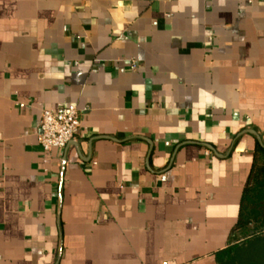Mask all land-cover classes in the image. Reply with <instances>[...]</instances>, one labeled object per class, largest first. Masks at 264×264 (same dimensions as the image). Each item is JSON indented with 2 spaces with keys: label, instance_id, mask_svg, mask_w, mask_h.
<instances>
[{
  "label": "crops",
  "instance_id": "crops-1",
  "mask_svg": "<svg viewBox=\"0 0 264 264\" xmlns=\"http://www.w3.org/2000/svg\"><path fill=\"white\" fill-rule=\"evenodd\" d=\"M249 1L0 0V264H216L264 148Z\"/></svg>",
  "mask_w": 264,
  "mask_h": 264
},
{
  "label": "trees",
  "instance_id": "trees-1",
  "mask_svg": "<svg viewBox=\"0 0 264 264\" xmlns=\"http://www.w3.org/2000/svg\"><path fill=\"white\" fill-rule=\"evenodd\" d=\"M216 264H264V148L259 144L242 191L232 242Z\"/></svg>",
  "mask_w": 264,
  "mask_h": 264
},
{
  "label": "built area",
  "instance_id": "built-area-1",
  "mask_svg": "<svg viewBox=\"0 0 264 264\" xmlns=\"http://www.w3.org/2000/svg\"><path fill=\"white\" fill-rule=\"evenodd\" d=\"M79 128L80 111L76 107L45 110L41 115L37 142L44 152L60 150L75 139Z\"/></svg>",
  "mask_w": 264,
  "mask_h": 264
}]
</instances>
